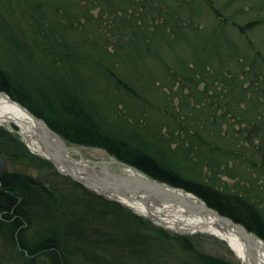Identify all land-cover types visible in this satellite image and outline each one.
Listing matches in <instances>:
<instances>
[{
    "label": "trees",
    "instance_id": "1",
    "mask_svg": "<svg viewBox=\"0 0 264 264\" xmlns=\"http://www.w3.org/2000/svg\"><path fill=\"white\" fill-rule=\"evenodd\" d=\"M22 1L23 33L0 24V91L67 144L189 191L264 240V147L252 144L264 140V86L243 88L264 61L237 36L254 33L253 18L240 25L239 9L198 26L202 6L230 11L209 0ZM1 157L14 170L0 171V264H231L62 176L3 126ZM242 165L262 185L221 188ZM29 167L49 171L42 185Z\"/></svg>",
    "mask_w": 264,
    "mask_h": 264
},
{
    "label": "water",
    "instance_id": "2",
    "mask_svg": "<svg viewBox=\"0 0 264 264\" xmlns=\"http://www.w3.org/2000/svg\"><path fill=\"white\" fill-rule=\"evenodd\" d=\"M0 94L4 95L9 99L10 102L16 103L19 108L26 113L27 116L35 123L38 132V141L42 152L44 154H49L54 158V162L49 158L42 157L34 152L30 151L32 154L38 156L41 159L48 161L54 169L61 175L71 178L73 181L77 182L85 189L93 191L99 195H102L108 200L115 201L128 208L127 204L130 202H135L138 199H133L130 194L135 193L136 191H147L148 199L152 201H157L161 206H175L184 208L188 213L194 215H203L211 214L216 220L224 222L228 226H233L238 229L243 235H248L250 238L247 239L243 235L238 233L245 238L247 241V251L243 255V261L245 264H261L260 261L255 258V251H261L259 243H263V239L254 235L251 231H248L247 228L239 222L234 221L233 219L221 215L215 209L207 205L205 201L199 198L197 195L186 191L180 187H176L170 184H167L163 181L153 179L144 173L140 172L135 168H131L127 165L115 162L116 165H121L125 171V167L132 169V173L115 172L112 170V165L106 164L104 161L93 162L86 160L82 154L77 151L79 159L74 158L66 160L65 154L71 151V148L67 146L66 142L57 134L42 118L37 117L29 109L23 106L18 101L11 100L9 95L0 91ZM19 135V134H18ZM22 139V137L19 135ZM26 145V143H25ZM27 146V145H26ZM28 148V147H27ZM29 149V148H28ZM5 158H0V168L4 163ZM58 162L63 168H70L73 170V173H67L58 168L55 164ZM115 166V165H114ZM69 170V169H68ZM44 171L38 173L37 178L35 179L38 183L40 179L45 176ZM133 190V191H131ZM131 191V192H130ZM129 192L128 196L125 194ZM187 198L194 199L195 203L189 201ZM180 202L181 204L177 203ZM197 201V202H196ZM136 213V212H135ZM138 214V213H137ZM140 215V214H138ZM142 216V215H141ZM145 216V215H144ZM148 217V216H146ZM148 219L156 226L163 227L159 223L153 221L150 217ZM237 231V230H236ZM175 232V231H174ZM178 233V232H175ZM183 234V233H178ZM257 241H259L257 243Z\"/></svg>",
    "mask_w": 264,
    "mask_h": 264
},
{
    "label": "rangeland",
    "instance_id": "3",
    "mask_svg": "<svg viewBox=\"0 0 264 264\" xmlns=\"http://www.w3.org/2000/svg\"><path fill=\"white\" fill-rule=\"evenodd\" d=\"M182 1H186V0H179L178 1L179 5H181ZM192 2L195 5L198 4L197 1L193 0ZM212 2H214L213 5H215L216 7H219V8H222L224 6L229 7L231 13H229L230 11L227 10V8H224V9L222 8V10H220L219 12H217L216 15H214L213 11L209 10L210 11V13H209L207 8L205 6H202L201 7L202 11L200 10L201 15H199V14L195 15V16H197V19H198V22L196 21L198 26L199 25L201 26L202 23H206L205 22L206 20H207V23H209V24L213 21H215V23H219L221 21H219L217 18H219V17L221 19L223 18L220 16V12L222 13L221 15L224 16L223 13H225V15L232 14V13H234L235 10L240 9V12L243 11L242 13L245 12L246 14L243 16L239 15L240 21H239V19H237L236 21L237 22L239 21V24L243 25V24H246L250 19L253 18V20H252L254 22L253 26L255 27L256 30L254 31V33L251 32L248 34L244 33V32L241 34L236 32L237 36L242 39V41H243L242 45H244L246 43H250V45H254L255 46V51H254L255 54H257L258 58H260L261 60L264 61V0L255 1L256 5L251 0H237V1H233V0H209V3H212ZM230 3H232V4H230ZM187 6L190 8L191 4L189 3ZM28 9H29L28 4L22 0H0V20H1L0 24L7 26V28L11 31V32H9V34L10 33L20 34L25 27L24 20L26 21V19H25L26 15H27L26 11ZM205 9H206V11H205ZM260 18H261V20L257 22L256 20L260 19ZM227 26H229V25H227ZM222 30H224V29H222ZM1 33L4 34L6 32L1 31ZM232 37H234V40L237 42V38L235 36H232ZM208 39H210V38H208ZM240 42L241 41H239L238 43H240ZM208 47H209V45H208ZM257 49L260 50V53L258 52ZM248 54H249V52H247V55ZM13 55H16V53H13L12 56ZM197 55H199L198 52H197ZM207 58L209 60L212 59L210 56H207ZM234 59H235L234 61L237 60L236 62H234V64L238 65V64H240V62H242L244 60V57L242 56L239 58L238 56H235ZM11 60H13L15 62L14 63L15 65H17V66L20 65V64H17V61L14 60V56H13V58H11ZM244 62H245V60L243 61V63ZM245 67L246 66L243 65V69H241V70L245 73L247 71H249L248 75H251L250 69H252V67H250V66H248L246 68ZM28 72H31V69H29ZM261 72L264 75V68H263V70L261 69ZM247 76H245V77L247 78ZM251 76H254V74H252ZM241 77H243L242 73H241ZM248 81L250 83H248L247 81H246V83H243L244 84L243 88L246 89L247 87L248 88L250 86L252 87V85H258L259 86L261 83H263L262 85L264 86V77H262V76L259 79H255V77H253V79H251V81L250 80H248ZM176 103H177V101H176ZM0 126H3L12 135H15L16 137H18L19 141H21V143H23L24 146L27 148V146L25 145V142L19 137L18 132H14L8 126H5V125H0ZM225 129H226V126L222 128V130H225ZM237 129H238V126H236L235 130H237ZM244 132L249 133L246 130L243 131L241 133L242 137H246L243 135ZM261 143H262V147H264V140H260V139L256 140L255 139L252 142V144L255 145L254 147L260 146ZM241 145H242V148H243V146H245V147L250 146L251 142L242 140ZM67 146L71 148V155L76 160L79 159L78 155L76 154V152L79 151L82 154V156L86 160H89V161H93V162L104 161L106 164H109V165L113 164L115 161V158H113L112 156L107 154L104 150L96 148V147L76 146V145H71V144H67ZM27 150L30 152V150L28 148H27ZM261 160L263 161L264 159H261ZM249 162H251V161L250 160L247 161V166H249L248 165ZM11 166H12L11 163L6 162L4 160V163L2 164L0 171H12V170H14V168ZM247 166L246 167L243 165L241 166L242 172L244 173L243 174L244 178L230 179V178L226 177L224 174H220V176H219L220 187L221 188L227 187L229 189H234L233 188L234 185H236V183L238 182V187H240V189H239L240 193H244L245 189L248 188L247 186L250 185L247 181V176L251 179V181L254 180L256 177L257 180H255V184L257 187L258 186L260 187L262 185L261 178H257L256 174H253L252 170L250 168H248ZM231 167H232V164H230L228 166L229 169ZM42 170L45 171V173H46V175L40 179V183L43 184L45 178L47 177V175L49 173V171L47 169H34L32 167H29L25 172L24 171L23 172H24V174H27L28 176H31L34 179H36L38 176V173ZM112 170L115 172H121L122 171V169L118 166H112ZM257 172L259 173L258 170H257ZM204 174H205L204 177H208L209 175H211L208 170H204ZM235 191L236 190L234 189L233 192H235ZM132 212L135 213L134 211H132ZM141 217L146 218L144 216H141ZM164 230H166V229H164ZM166 231H168L172 234H178V233H175V232L170 231V230H166ZM178 235H183V234H178ZM183 236H189V235H183ZM189 237L195 239L194 241H195V243H196V245L200 251H202L206 254H209V255L220 257V258L230 262L231 264H243V262L236 256V254L228 246V244L226 242L222 241L221 239H219L217 236L199 233V234H195V235H192ZM27 260H28L27 264H32L30 258ZM33 264H39V262L35 259V262Z\"/></svg>",
    "mask_w": 264,
    "mask_h": 264
},
{
    "label": "bare ground",
    "instance_id": "4",
    "mask_svg": "<svg viewBox=\"0 0 264 264\" xmlns=\"http://www.w3.org/2000/svg\"><path fill=\"white\" fill-rule=\"evenodd\" d=\"M9 98L13 100L12 97L9 96ZM0 125L8 126L14 132H18L30 151L42 157L49 158L54 162V158H50L51 156L49 154H44L42 152L37 137L38 132L35 123L29 118V116L26 115L25 112L19 108L16 103L10 102L9 99L2 94H0ZM72 158L71 151L65 154L66 160ZM56 163L57 164L55 165L64 172L70 174L73 173V170L69 167L63 168L58 162ZM111 165L121 166L116 165V163ZM123 172L132 173L133 171L132 169L125 167V171ZM38 184L42 185L40 182ZM125 194L128 196L129 192H126ZM130 196L134 200L138 199L135 202L125 203L130 210H133L142 216L145 215L144 217H150L153 221L165 227L166 230L183 233L190 236L199 233L217 236L219 239L226 242L236 254V256L243 262V264H245L243 261V255L245 254V251H247V241L245 238H242L241 235L243 234L235 227L231 225L228 226L224 222L216 220L211 214L192 215L184 208H181V206H173L174 204L163 207L157 201L148 199L147 191H136L135 193L130 194ZM187 199L195 203L194 199ZM177 203L181 204L179 201ZM238 231L241 235L238 233ZM243 236L246 238L249 237L248 235ZM247 239L250 240V238ZM258 242L259 241H257V243ZM259 244H261V251H255V258L256 260L260 261L261 264H264V245L263 243ZM30 259L33 264L35 262V258Z\"/></svg>",
    "mask_w": 264,
    "mask_h": 264
},
{
    "label": "flooded vegetation",
    "instance_id": "5",
    "mask_svg": "<svg viewBox=\"0 0 264 264\" xmlns=\"http://www.w3.org/2000/svg\"><path fill=\"white\" fill-rule=\"evenodd\" d=\"M28 176V175H27ZM29 178H31L32 180L36 181L34 178H32L31 176H28ZM37 182V181H36Z\"/></svg>",
    "mask_w": 264,
    "mask_h": 264
}]
</instances>
